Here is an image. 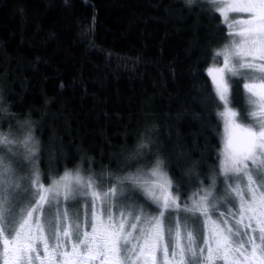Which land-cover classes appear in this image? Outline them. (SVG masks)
Returning a JSON list of instances; mask_svg holds the SVG:
<instances>
[{
  "label": "trees",
  "instance_id": "obj_1",
  "mask_svg": "<svg viewBox=\"0 0 264 264\" xmlns=\"http://www.w3.org/2000/svg\"><path fill=\"white\" fill-rule=\"evenodd\" d=\"M227 35L206 0H0V106L33 121L43 183L76 167L124 175L150 135L153 155L140 163L158 153L182 201L212 176L219 197L222 123L207 68ZM0 131L19 130L0 115Z\"/></svg>",
  "mask_w": 264,
  "mask_h": 264
},
{
  "label": "snow or ice",
  "instance_id": "obj_2",
  "mask_svg": "<svg viewBox=\"0 0 264 264\" xmlns=\"http://www.w3.org/2000/svg\"><path fill=\"white\" fill-rule=\"evenodd\" d=\"M206 2L228 29L207 68L221 105L215 115L223 122L224 194L216 195L212 176L182 201L181 185L158 153L140 163L153 155L150 135L127 157L135 170L85 176L76 167L44 184L33 121L0 106L19 130L0 131V146L12 156L23 148L31 166L17 175L0 154V264H264V0ZM241 80L243 104L236 106ZM129 189L140 190L156 211L124 199Z\"/></svg>",
  "mask_w": 264,
  "mask_h": 264
},
{
  "label": "rangeland",
  "instance_id": "obj_3",
  "mask_svg": "<svg viewBox=\"0 0 264 264\" xmlns=\"http://www.w3.org/2000/svg\"><path fill=\"white\" fill-rule=\"evenodd\" d=\"M222 19V18H221ZM220 62H222V58H221V61ZM210 77V76H209ZM211 79V78H210ZM221 106V105H220ZM221 123H222V134H223V122L221 121ZM12 133H14V132H12ZM222 134H221V137H222ZM14 151H17V155L16 156H12V155H10L9 153H8V151H7V148L6 147H4V146H0V154H3L4 156H5V158H6V160H9V161H11L12 162V164H13V167H15L16 169H17V175H26V173H24L23 172V169H21L22 167H26V165H28L29 164V161H27V160H24L23 159V148L22 149H16V148H14L13 149ZM20 158L21 160H12V158ZM19 161V162H18ZM48 183H50V181L48 182ZM48 183H44V184H48ZM106 183H107V181H106ZM144 196L143 195V193L140 191V190H138V189H136V190H132V189H129V191H127L125 194H124V199H127V200H134V201H136L137 203H139L140 204V196ZM147 201V200H146ZM148 202H150V201H148ZM151 203V202H150ZM152 205V204H151ZM77 205H72V207L73 208H75ZM152 206H154V205H152ZM145 207V206H144ZM145 209H146V207H145ZM146 211H148L147 209H146ZM149 212V211H148Z\"/></svg>",
  "mask_w": 264,
  "mask_h": 264
}]
</instances>
